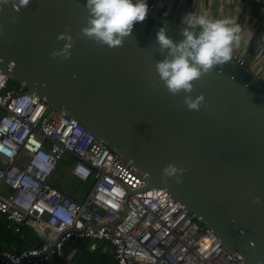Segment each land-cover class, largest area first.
<instances>
[{
    "label": "water",
    "instance_id": "obj_1",
    "mask_svg": "<svg viewBox=\"0 0 264 264\" xmlns=\"http://www.w3.org/2000/svg\"><path fill=\"white\" fill-rule=\"evenodd\" d=\"M88 17L86 0H0V71L165 189L243 264H264V85L230 59L173 95L155 70L168 55L155 33L178 42L184 25L148 8L110 47L83 33Z\"/></svg>",
    "mask_w": 264,
    "mask_h": 264
},
{
    "label": "built area",
    "instance_id": "obj_2",
    "mask_svg": "<svg viewBox=\"0 0 264 264\" xmlns=\"http://www.w3.org/2000/svg\"><path fill=\"white\" fill-rule=\"evenodd\" d=\"M231 60L244 62L235 53ZM67 155L69 175L90 183L79 201L51 183ZM0 215L8 230L26 227L48 240L0 251V264H45L80 240L106 244L115 264H243L165 189L147 188L103 140L35 93L10 86L1 71Z\"/></svg>",
    "mask_w": 264,
    "mask_h": 264
},
{
    "label": "clouds",
    "instance_id": "obj_3",
    "mask_svg": "<svg viewBox=\"0 0 264 264\" xmlns=\"http://www.w3.org/2000/svg\"><path fill=\"white\" fill-rule=\"evenodd\" d=\"M86 7L89 17L83 33L111 47L122 43V37L131 33L134 22L145 19L149 5L148 0H86ZM238 11L236 7L234 14L221 16L214 15L209 8H200L185 14L182 23L186 26L183 38L178 42L166 35L164 27L156 31L155 39L161 50H168V55L155 63V70L171 94L181 90L190 92L193 80L214 65L229 61L241 44H249L253 33L237 23ZM261 41L264 42V35ZM68 47L67 44L64 46L65 57ZM199 99L201 97L196 100L184 98L190 109L198 107ZM175 171L172 165L164 169L166 175Z\"/></svg>",
    "mask_w": 264,
    "mask_h": 264
},
{
    "label": "crops",
    "instance_id": "obj_4",
    "mask_svg": "<svg viewBox=\"0 0 264 264\" xmlns=\"http://www.w3.org/2000/svg\"><path fill=\"white\" fill-rule=\"evenodd\" d=\"M148 5H153L152 10L172 25H184L182 17L200 8H209L214 15L223 16L234 14L238 7L237 23L251 30L253 37L247 46L241 44L234 53L243 58L242 67L264 85V42L261 41L264 35V6L251 0H148ZM163 12L165 15H162ZM54 181V187L56 184L66 185ZM44 241H48L47 238L26 227L20 233L8 230L4 217L0 215V251L18 252L23 248L39 246ZM45 264H115V261L110 248L103 242L80 240L66 244L61 257L52 258Z\"/></svg>",
    "mask_w": 264,
    "mask_h": 264
},
{
    "label": "trees",
    "instance_id": "obj_5",
    "mask_svg": "<svg viewBox=\"0 0 264 264\" xmlns=\"http://www.w3.org/2000/svg\"><path fill=\"white\" fill-rule=\"evenodd\" d=\"M15 84V82L13 81H9ZM73 161L72 159L70 160V162ZM65 164V161H63L61 163ZM70 164V163H69ZM60 165V166H61ZM76 182L69 184V185H60V184H56L55 186L60 189L63 193H65L66 195L70 196L72 199H74L75 201H79V192H84L89 188L90 183H84V182H80L75 180Z\"/></svg>",
    "mask_w": 264,
    "mask_h": 264
},
{
    "label": "rangeland",
    "instance_id": "obj_6",
    "mask_svg": "<svg viewBox=\"0 0 264 264\" xmlns=\"http://www.w3.org/2000/svg\"><path fill=\"white\" fill-rule=\"evenodd\" d=\"M10 86H18L20 87L17 83H12V82H9ZM72 158L67 155L66 158H65V164H62L59 169L57 170L56 174L54 175V177L51 179V183L53 184L55 181L54 180H58V181H61L63 184H72L75 181L74 178H72L71 176H69L68 174V166H69V162Z\"/></svg>",
    "mask_w": 264,
    "mask_h": 264
}]
</instances>
